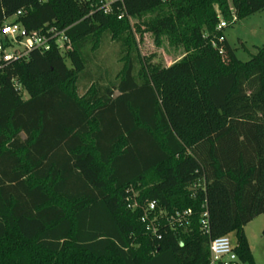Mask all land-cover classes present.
<instances>
[{
    "label": "trees",
    "instance_id": "obj_1",
    "mask_svg": "<svg viewBox=\"0 0 264 264\" xmlns=\"http://www.w3.org/2000/svg\"><path fill=\"white\" fill-rule=\"evenodd\" d=\"M96 2L0 0V26L22 10L14 23L67 29L74 47L0 70V264H208L211 241L233 232L238 260L256 264L245 226L264 214V46L242 61L217 27L264 0H123L110 14ZM146 33L183 58L149 69ZM107 36L123 65L106 84L102 66L97 79L88 68ZM135 194L169 214L192 209L190 223L150 234L128 207Z\"/></svg>",
    "mask_w": 264,
    "mask_h": 264
},
{
    "label": "built area",
    "instance_id": "obj_2",
    "mask_svg": "<svg viewBox=\"0 0 264 264\" xmlns=\"http://www.w3.org/2000/svg\"><path fill=\"white\" fill-rule=\"evenodd\" d=\"M83 1V0H78ZM119 3L123 0H97V9L102 10L106 14L114 11V8H119ZM118 5V6H117ZM22 14L19 10L16 15L7 18L2 26H0V70L7 67L9 64L27 58L34 50L46 52L54 46L62 54H68L73 50V43L67 29H59L53 25L46 30L28 32L21 24L14 23L13 20ZM127 16L131 19L123 7L119 13V19ZM233 19L236 15L233 14ZM227 21L220 18L218 29L221 30L227 26ZM224 40V36L219 37V41L213 40L212 45L216 48L219 42ZM219 53L223 54V48H219ZM14 86L21 89V84L14 80ZM205 179L201 178L198 182L192 184V190L197 187L205 189ZM128 207L132 210L142 209L141 221L146 225V229L152 235H159L161 227L168 226L171 229L185 227L190 223L192 209L177 210L175 213L169 214L164 208L158 206L157 201H148L145 205H141L135 196L129 198ZM200 226L204 233L210 232L209 226V211L207 201L203 204V212L200 218ZM236 245L233 244L229 235L215 238L210 243V259L208 264H235L238 261V255L235 251Z\"/></svg>",
    "mask_w": 264,
    "mask_h": 264
},
{
    "label": "rangeland",
    "instance_id": "obj_3",
    "mask_svg": "<svg viewBox=\"0 0 264 264\" xmlns=\"http://www.w3.org/2000/svg\"><path fill=\"white\" fill-rule=\"evenodd\" d=\"M159 10L154 14L147 15L152 17L161 13ZM222 19H225L222 17ZM130 23L133 25L138 20L131 17ZM227 21V19H225ZM228 24V21H227ZM224 35L230 45L235 49L236 56L242 61L250 60L259 50L264 46V11L256 12L246 18L238 19L233 23H229L224 28ZM137 43L139 52L145 60L146 66L151 69L152 67L165 68L183 58V50L176 49L171 46L167 41L163 46H158L155 42L154 36L151 33H146L141 40L137 36ZM122 47L119 42H116L107 36L101 46L97 55H94V61L90 64L88 70L95 72L94 77L97 79L98 73L97 66L100 65L106 70V75L102 77V81L109 82L114 80L119 70L122 68L123 62L120 59L122 56ZM70 66V61H67ZM92 79L87 74L82 75L79 81V91L83 94L90 85ZM27 98L28 94H24ZM136 191V190H135ZM264 229V214L258 215L247 225V235L254 239L255 235L263 236ZM231 241L236 245L237 237L235 232L229 234ZM264 238V237H263ZM261 253V252H260ZM258 262L256 264H264V252L258 254ZM237 264H249L242 261H237Z\"/></svg>",
    "mask_w": 264,
    "mask_h": 264
},
{
    "label": "crops",
    "instance_id": "obj_4",
    "mask_svg": "<svg viewBox=\"0 0 264 264\" xmlns=\"http://www.w3.org/2000/svg\"><path fill=\"white\" fill-rule=\"evenodd\" d=\"M248 225V224H247ZM247 225L245 226V234L248 238L249 244H250V248L252 250L253 256H254V261L255 263H257L258 261V254L260 257V254H262L264 252V235H255L254 239L251 240V237H249L247 235ZM261 252V253H260ZM237 264V263H235Z\"/></svg>",
    "mask_w": 264,
    "mask_h": 264
}]
</instances>
